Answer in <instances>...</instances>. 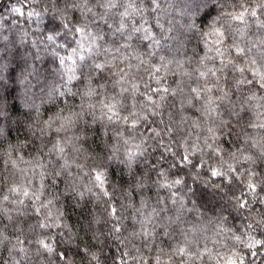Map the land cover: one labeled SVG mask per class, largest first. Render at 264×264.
Segmentation results:
<instances>
[{
  "label": "clouds",
  "instance_id": "1",
  "mask_svg": "<svg viewBox=\"0 0 264 264\" xmlns=\"http://www.w3.org/2000/svg\"><path fill=\"white\" fill-rule=\"evenodd\" d=\"M0 264H264V0H0Z\"/></svg>",
  "mask_w": 264,
  "mask_h": 264
}]
</instances>
